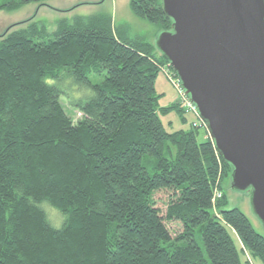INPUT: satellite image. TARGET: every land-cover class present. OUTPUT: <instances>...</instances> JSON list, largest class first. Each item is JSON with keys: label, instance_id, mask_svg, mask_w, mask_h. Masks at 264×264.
<instances>
[{"label": "trees", "instance_id": "trees-1", "mask_svg": "<svg viewBox=\"0 0 264 264\" xmlns=\"http://www.w3.org/2000/svg\"><path fill=\"white\" fill-rule=\"evenodd\" d=\"M33 1L42 0L0 9ZM129 7L158 33L170 30L161 0ZM165 68L154 43L105 12L60 18L54 30L28 19L0 36V264H242L233 233L264 264V235L227 208L232 167L207 127L199 139L196 115L187 129L165 128L159 113L185 120L188 111L178 98L159 106L155 78ZM160 189L170 191L164 212Z\"/></svg>", "mask_w": 264, "mask_h": 264}, {"label": "water", "instance_id": "water-1", "mask_svg": "<svg viewBox=\"0 0 264 264\" xmlns=\"http://www.w3.org/2000/svg\"><path fill=\"white\" fill-rule=\"evenodd\" d=\"M155 46L264 225V0H161Z\"/></svg>", "mask_w": 264, "mask_h": 264}, {"label": "rangeland", "instance_id": "rangeland-1", "mask_svg": "<svg viewBox=\"0 0 264 264\" xmlns=\"http://www.w3.org/2000/svg\"><path fill=\"white\" fill-rule=\"evenodd\" d=\"M2 1L4 0H0V3ZM99 12L110 14L116 26L127 24L133 34L141 35L155 44L159 31L158 28L147 20L137 17L129 7V0H42L33 1L15 9L1 8L0 36L7 30H12L24 25V22L28 19L42 21L49 30H54L56 23L60 18H72L75 15H90ZM172 70L173 69L167 68L166 71L169 73V76L172 74ZM164 72L160 71L155 78V90L157 95H159V106L169 105L171 102L175 101L178 96L175 85L165 74L166 72ZM91 81H95V78H91ZM75 85L76 87H79L77 83H75ZM85 88L86 90H89L88 87ZM68 95L76 98L81 96L82 92L78 89L73 90L71 88L68 90ZM61 101L64 109L73 118V120H77L81 116V112L71 106L65 98H61ZM159 114L165 128L168 131L187 129L197 118L196 114L192 111H186L184 112L186 119L182 120L175 109H170L165 113ZM203 127L204 126L201 124L199 139H201ZM222 186L228 200L227 208L234 206L240 208L247 215L254 228L264 235V225L254 213L251 205L250 191H238L233 189L231 187L230 175L223 179ZM169 196L170 191L167 189H160L155 192L154 198L156 200V205L160 208L161 212L165 211ZM43 209L46 212L48 220L53 226L59 227L62 225L63 217L56 208L45 202L43 204ZM168 226L171 230L178 228V224L176 222H169ZM232 236L237 248L239 249L242 264H245V260H248L250 264H262L258 257H254L250 254L249 256L248 252L246 253V250H241V242L238 241V238L234 233Z\"/></svg>", "mask_w": 264, "mask_h": 264}, {"label": "built area", "instance_id": "built-area-1", "mask_svg": "<svg viewBox=\"0 0 264 264\" xmlns=\"http://www.w3.org/2000/svg\"><path fill=\"white\" fill-rule=\"evenodd\" d=\"M167 69L165 68L163 70V72L169 77V79L173 82V84L175 85V88L177 89V93L178 96L177 98L180 100V102L182 103V105L184 107H186L188 109V111H192L194 114H196L199 117L198 114V110L196 105L190 100L189 95L185 92L184 88L181 86V82L179 80V78L176 76H174L173 74H170V76L168 75L169 73L166 71ZM199 119L201 120L199 124H203L206 127L205 122L199 117ZM198 123V122H197ZM220 196V192L217 190L214 192V197H218Z\"/></svg>", "mask_w": 264, "mask_h": 264}]
</instances>
